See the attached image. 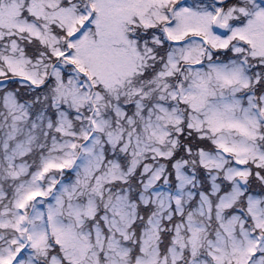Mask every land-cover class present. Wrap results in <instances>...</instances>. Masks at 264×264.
<instances>
[{"label":"snow or ice","instance_id":"obj_1","mask_svg":"<svg viewBox=\"0 0 264 264\" xmlns=\"http://www.w3.org/2000/svg\"><path fill=\"white\" fill-rule=\"evenodd\" d=\"M0 264H264V0H0Z\"/></svg>","mask_w":264,"mask_h":264}]
</instances>
